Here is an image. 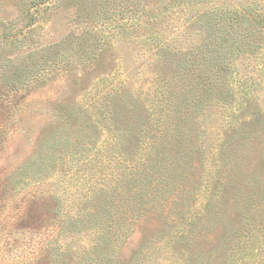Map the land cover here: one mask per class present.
Here are the masks:
<instances>
[{
	"label": "rangeland",
	"instance_id": "374dc122",
	"mask_svg": "<svg viewBox=\"0 0 264 264\" xmlns=\"http://www.w3.org/2000/svg\"><path fill=\"white\" fill-rule=\"evenodd\" d=\"M31 1L0 0V264H230L231 228L244 221L226 199L264 188L262 58L232 60L227 77L238 92L186 121L189 157L176 155V143L157 144L160 157L180 158L185 178L162 195L160 216L136 225L126 209L116 223L128 229L122 242L109 205L139 188L132 169L151 156L153 136L141 135L138 110L111 120L116 101L107 93L124 88L127 101L150 106L154 81L184 66V56L155 65L139 45L146 29L122 19L118 0H52L39 12ZM235 167L248 184L232 181ZM210 191L221 201L207 207Z\"/></svg>",
	"mask_w": 264,
	"mask_h": 264
},
{
	"label": "trees",
	"instance_id": "16d2710c",
	"mask_svg": "<svg viewBox=\"0 0 264 264\" xmlns=\"http://www.w3.org/2000/svg\"><path fill=\"white\" fill-rule=\"evenodd\" d=\"M51 1H31L29 9L39 12L42 6ZM118 1V11L122 19L130 20L131 24L140 27L139 29H146L139 45L154 52L153 56L157 58L155 65L162 67L166 59L175 58L180 54L184 56L185 61V65H177L170 76L161 71L162 76L157 77L160 80L153 83L156 87L151 94L153 102L150 106L140 102V97L127 101L124 88L110 89L107 93V96L113 93L111 104L113 99L116 101L112 106L114 114L111 120L116 122L122 112L131 113L138 110L144 117L146 114L145 120L140 119V132L142 136H149L152 132L150 152L156 153L154 160L151 159V154L143 160V165L134 166L132 169L133 174L140 179L139 188H134L129 195L122 196L120 205H109L117 216L114 219L117 228L111 230V233L123 242L129 235L128 229H121L120 224L118 230L116 223H122L126 218V209L132 212V221L136 225L142 220L160 216L158 209L163 207L162 195L170 193L169 189L178 187L177 181L185 178L186 169L181 167L184 165L180 158L160 157L157 144L161 141L169 146L176 143V155L189 157L193 153V149L189 148L191 138L188 140L189 145H182L186 140L183 139L184 124H188L186 121L192 119L212 101L222 103L226 98L224 95L228 96L229 100L238 92V85H235L237 82L227 77V70L233 64L232 60L244 57L262 58L264 61V5L261 0H245L242 4L227 7L216 4L225 0ZM32 16H36L35 13ZM126 27L127 21L120 29L125 31ZM135 95L137 94L133 96ZM100 105L102 104L96 102L95 107ZM233 109L234 113L242 111L243 105ZM116 110L121 112L115 115ZM230 126H233V122ZM237 126L239 129L230 127L234 133L241 130V122H238ZM190 136L192 137L187 132L185 138ZM221 141L219 152L223 154L229 145L231 149V144L228 137L222 138ZM230 164L231 162H228L227 168ZM232 172L233 182L241 178L243 183L248 184L246 180L249 176L241 168L235 167ZM190 174L192 173L187 174L186 178ZM252 183L254 184V181ZM248 186L249 193L237 190L235 195L232 194L230 199H226V204L231 202V205L241 212L240 221H244L242 228H231L233 240L229 254L230 264H264V188ZM185 197L188 196L180 195L178 198ZM220 201L217 192H211L206 206L218 205Z\"/></svg>",
	"mask_w": 264,
	"mask_h": 264
}]
</instances>
